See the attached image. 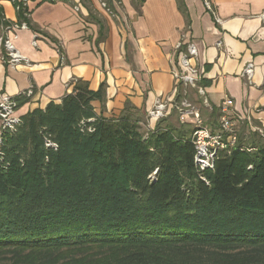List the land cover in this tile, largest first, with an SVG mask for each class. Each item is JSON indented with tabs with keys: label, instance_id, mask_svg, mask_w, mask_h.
Masks as SVG:
<instances>
[{
	"label": "trees",
	"instance_id": "1",
	"mask_svg": "<svg viewBox=\"0 0 264 264\" xmlns=\"http://www.w3.org/2000/svg\"><path fill=\"white\" fill-rule=\"evenodd\" d=\"M68 88L0 130V264H264L260 134L200 169L185 124L144 130L128 104L104 115V83Z\"/></svg>",
	"mask_w": 264,
	"mask_h": 264
},
{
	"label": "crops",
	"instance_id": "2",
	"mask_svg": "<svg viewBox=\"0 0 264 264\" xmlns=\"http://www.w3.org/2000/svg\"><path fill=\"white\" fill-rule=\"evenodd\" d=\"M14 1L0 0V14L7 23L28 24L12 39L25 62L3 63L0 45V93L16 98L33 88L17 116L59 103L69 83L81 79L93 91L105 84V116H119L128 104L154 130L159 120L147 114L156 99L167 98L164 123L173 125L176 97L182 95L173 76L174 47L184 40L197 49V85L209 108L206 126L213 124L212 108L229 98L243 118L237 128L243 137L242 132L264 131V0H210L219 23L203 0H105L111 13L98 0H26V18ZM249 64L254 72L247 82L242 73Z\"/></svg>",
	"mask_w": 264,
	"mask_h": 264
},
{
	"label": "built area",
	"instance_id": "3",
	"mask_svg": "<svg viewBox=\"0 0 264 264\" xmlns=\"http://www.w3.org/2000/svg\"><path fill=\"white\" fill-rule=\"evenodd\" d=\"M100 6L108 9L105 0H98ZM141 3L143 0H135ZM26 0L14 1L17 12H22L23 17H27ZM204 6L210 12L212 17L219 23L215 9L210 0H203ZM75 10H78L75 8ZM264 24V13L260 15ZM1 32L0 45L2 48L1 60L8 66L16 67L25 62V59L19 54L13 45L12 39L16 37V33L21 30H26L28 24L26 21H17L16 23H7L0 14ZM35 47V41L32 42ZM178 69L173 72L175 80L181 84L189 85L196 88L200 95L204 97V91L198 87L199 70L196 66L197 49L192 43H185L184 40L178 42L174 47ZM254 72L253 65L249 64L245 67L242 76L251 81ZM26 97L33 96V88H29L25 93ZM206 102V100H205ZM207 103V102H206ZM169 100L158 98L154 102L152 109L148 112L149 118L157 120L163 119L166 116ZM234 103L231 99L225 98L218 107L219 119L218 128L215 131L209 130L202 125V121L197 109L192 107L185 101L180 102L177 107V113L181 123L185 124L187 120L194 123V129L191 135V141L195 147V164L200 169H207L213 167V162L216 155L220 151H230L237 144V127L238 123L243 118L234 113ZM17 102L13 97L7 94L0 93V130H13L19 123V116L16 115ZM262 137L264 134L259 130Z\"/></svg>",
	"mask_w": 264,
	"mask_h": 264
},
{
	"label": "rangeland",
	"instance_id": "4",
	"mask_svg": "<svg viewBox=\"0 0 264 264\" xmlns=\"http://www.w3.org/2000/svg\"><path fill=\"white\" fill-rule=\"evenodd\" d=\"M181 88H182V95H181L180 102L185 101L186 103L190 104L192 107L197 109L199 112L201 121H202V125L206 126L205 121L207 120V116L209 115V108H208V104L205 102L204 97L199 94V92L197 91L196 88H192L189 85L181 84ZM177 104H179V103H177ZM95 109L97 112H99V108L96 107ZM143 119H144L143 129L149 130L145 118H143ZM163 119H165V118H163ZM170 120L173 123V125H175L177 127H179V125H181L177 110H176V114ZM185 125H186L185 127L187 129H190V130H193L194 126H195L193 121H191V120H187ZM217 125H218V120H216L213 124L209 125L208 129L210 130V128H216ZM238 133L241 134V132H239V130H237V135H238ZM242 133H244V139H246V140L249 139V133H247V131L242 132ZM262 133L264 134V131H262ZM261 140L264 141V137H262Z\"/></svg>",
	"mask_w": 264,
	"mask_h": 264
}]
</instances>
